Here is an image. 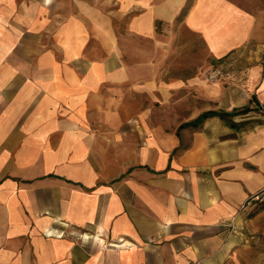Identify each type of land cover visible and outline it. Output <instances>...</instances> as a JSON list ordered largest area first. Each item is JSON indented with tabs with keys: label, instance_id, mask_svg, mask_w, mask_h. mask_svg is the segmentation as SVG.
Returning a JSON list of instances; mask_svg holds the SVG:
<instances>
[{
	"label": "crops",
	"instance_id": "0c3cea01",
	"mask_svg": "<svg viewBox=\"0 0 264 264\" xmlns=\"http://www.w3.org/2000/svg\"><path fill=\"white\" fill-rule=\"evenodd\" d=\"M117 19L137 40L182 22L212 57L231 55L243 85L203 87L214 104L170 130L147 114L63 116L78 97L93 108L87 90L110 94L151 70L131 64L146 53L123 51ZM0 264H264V11L232 0H0Z\"/></svg>",
	"mask_w": 264,
	"mask_h": 264
},
{
	"label": "rangeland",
	"instance_id": "374dc122",
	"mask_svg": "<svg viewBox=\"0 0 264 264\" xmlns=\"http://www.w3.org/2000/svg\"><path fill=\"white\" fill-rule=\"evenodd\" d=\"M232 1L251 13L264 11V0ZM126 23V19L116 20L115 32L123 51L130 56L134 51L143 50L146 59L142 57L141 61L129 62L147 65L151 70H146L137 82L111 86L108 90L110 94L102 88L87 90L86 92L92 93L87 97H91L89 101L93 103V108L86 109L83 105L85 100L78 97L72 100L79 103L77 105L82 104L80 109L78 106L74 108L75 106L65 104L63 116L95 119L105 115L141 117L147 114L148 117L165 120L166 125L163 124L162 127L166 126L170 130L177 128V125L170 126L169 123H181L214 104L209 92L204 91L203 87H216L223 93H228L236 85L235 82L243 85L241 78L237 77L243 68L235 66L231 55L223 59L212 57L202 44V38L186 33L182 22L178 21L170 26L158 25L155 40H137L130 34ZM136 43L140 44V48L134 46ZM246 47H242L240 51L245 53ZM90 48L92 52L100 51L95 39ZM148 83L152 84L155 92L150 97L143 92L139 95L132 92L133 86L140 89ZM157 122L162 125L161 120Z\"/></svg>",
	"mask_w": 264,
	"mask_h": 264
},
{
	"label": "trees",
	"instance_id": "16d2710c",
	"mask_svg": "<svg viewBox=\"0 0 264 264\" xmlns=\"http://www.w3.org/2000/svg\"><path fill=\"white\" fill-rule=\"evenodd\" d=\"M252 109L250 108H244L240 111L234 112L232 114L229 113H224V112H216V111H210L207 113L202 114L201 116H199L196 120L191 121L185 125H183L182 127H187V126H198L203 120H205L206 118H209L213 115H221L222 117H227V116H240V115H246L248 114ZM260 203H258L259 205Z\"/></svg>",
	"mask_w": 264,
	"mask_h": 264
},
{
	"label": "built area",
	"instance_id": "2783aa9c",
	"mask_svg": "<svg viewBox=\"0 0 264 264\" xmlns=\"http://www.w3.org/2000/svg\"><path fill=\"white\" fill-rule=\"evenodd\" d=\"M260 196L259 195H256L254 196L253 198H251L247 203L246 205L243 207L244 209L249 207L250 205H253L252 203L259 200Z\"/></svg>",
	"mask_w": 264,
	"mask_h": 264
},
{
	"label": "bare ground",
	"instance_id": "6f19581e",
	"mask_svg": "<svg viewBox=\"0 0 264 264\" xmlns=\"http://www.w3.org/2000/svg\"><path fill=\"white\" fill-rule=\"evenodd\" d=\"M218 38H219V36H218Z\"/></svg>",
	"mask_w": 264,
	"mask_h": 264
}]
</instances>
